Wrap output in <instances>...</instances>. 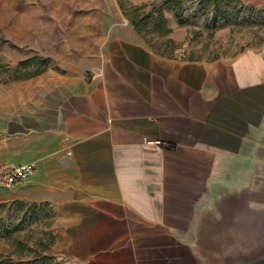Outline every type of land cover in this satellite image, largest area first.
Masks as SVG:
<instances>
[{
	"label": "crops",
	"instance_id": "0c3cea01",
	"mask_svg": "<svg viewBox=\"0 0 264 264\" xmlns=\"http://www.w3.org/2000/svg\"><path fill=\"white\" fill-rule=\"evenodd\" d=\"M120 28L86 71L55 77L33 104L0 117V162L35 165L7 189L53 207L66 264L257 259L264 46L172 59Z\"/></svg>",
	"mask_w": 264,
	"mask_h": 264
},
{
	"label": "rangeland",
	"instance_id": "374dc122",
	"mask_svg": "<svg viewBox=\"0 0 264 264\" xmlns=\"http://www.w3.org/2000/svg\"><path fill=\"white\" fill-rule=\"evenodd\" d=\"M161 5L163 29L152 12ZM151 12L137 32L129 17ZM125 24L154 54L172 59L210 61L264 46V5L242 0H0V117L9 105L33 104L55 77L86 71ZM12 73L32 76L6 81ZM12 192L0 188V260L66 264L54 247L53 207Z\"/></svg>",
	"mask_w": 264,
	"mask_h": 264
},
{
	"label": "built area",
	"instance_id": "2783aa9c",
	"mask_svg": "<svg viewBox=\"0 0 264 264\" xmlns=\"http://www.w3.org/2000/svg\"><path fill=\"white\" fill-rule=\"evenodd\" d=\"M156 144H162L160 141H154ZM35 173L33 162H3L0 163V188H10L14 184L30 177Z\"/></svg>",
	"mask_w": 264,
	"mask_h": 264
},
{
	"label": "trees",
	"instance_id": "16d2710c",
	"mask_svg": "<svg viewBox=\"0 0 264 264\" xmlns=\"http://www.w3.org/2000/svg\"><path fill=\"white\" fill-rule=\"evenodd\" d=\"M166 4L168 5L169 3H166ZM143 7H144V5H141V6H139V7H136V8H134V9L132 10V12H136L137 10H139V9H141V8H143ZM152 12H156V15H157V16L155 17V19H154L155 24H156V22H157V26H158L160 29H163L164 26L166 25V19H165L164 15H163V12H162V5L159 6L158 8H154V9L152 10ZM152 12H151V13H148V14H146V15H144V16H142L138 21H136V20H134L133 18H130V17H129V20H130L131 25L134 27V29H135L137 32H138L137 26L140 25V24H143L148 18H151V17H152ZM125 15H128V14H125ZM166 31H167V30H166ZM16 71H17L16 69H13L12 72H16ZM18 74H19V73H18ZM35 74H37V73H35ZM29 76H32V75H14V74L12 73V75L9 76L8 79H7L6 81H8V80H19V79L27 78V77H29ZM0 264H11V263H10V262H6L5 260H0ZM14 264H28V263H14Z\"/></svg>",
	"mask_w": 264,
	"mask_h": 264
},
{
	"label": "water",
	"instance_id": "95a60500",
	"mask_svg": "<svg viewBox=\"0 0 264 264\" xmlns=\"http://www.w3.org/2000/svg\"><path fill=\"white\" fill-rule=\"evenodd\" d=\"M241 264H264V253L253 261H249Z\"/></svg>",
	"mask_w": 264,
	"mask_h": 264
}]
</instances>
